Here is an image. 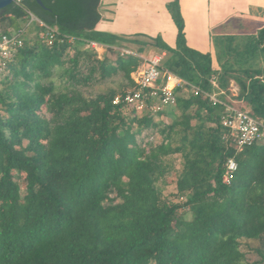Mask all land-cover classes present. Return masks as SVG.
Listing matches in <instances>:
<instances>
[{"label":"trees","instance_id":"16d2710c","mask_svg":"<svg viewBox=\"0 0 264 264\" xmlns=\"http://www.w3.org/2000/svg\"><path fill=\"white\" fill-rule=\"evenodd\" d=\"M41 1L44 7L15 0L0 9L3 32L27 29L28 12L57 31L50 41L38 26L33 39L24 31L0 72V264L264 263V142L238 150L220 123L222 103L233 99L264 121V66L254 65L264 54V26L214 36V68L210 52L187 45L179 0L165 4L174 46L157 34L135 53L114 50L121 39L96 29L101 0ZM88 40L115 57L100 58L84 47ZM145 46L164 52L162 68L222 91V103L177 88L176 106L157 119L114 104L134 88L131 73ZM117 74L124 77L117 87L82 91ZM144 137L151 140L142 146ZM174 154L180 170L168 160ZM229 158L237 169L225 184ZM166 174L173 191L164 194L157 181ZM251 240L259 260L241 249Z\"/></svg>","mask_w":264,"mask_h":264},{"label":"built area","instance_id":"2783aa9c","mask_svg":"<svg viewBox=\"0 0 264 264\" xmlns=\"http://www.w3.org/2000/svg\"><path fill=\"white\" fill-rule=\"evenodd\" d=\"M28 17L27 26L34 22L42 29L39 32L40 37L48 41L54 38L57 33L54 27L46 25L31 12H28ZM24 31L9 33L0 30V72L7 68L13 60L17 49L22 45ZM71 39V37H68V40ZM103 46L106 45L92 40H88L84 44L86 49L95 51L97 54ZM121 52L132 53L125 49ZM163 56L164 52L151 53L147 57L139 56L141 62L135 71L131 73L135 85L134 88L128 89L123 95L115 96L112 102L118 104L123 101L129 107H132L137 114L148 113L153 117H158L160 112L176 106L175 90L182 88L194 95H203L213 104L222 103L218 98V94L222 93V91L209 92L203 90L173 72L162 68L161 60ZM210 81L214 87H217L215 79L212 78ZM222 104L224 109L220 117V123L228 129L230 136L233 138V144L238 150L255 142H264V121L262 119L251 116L247 111L236 107L234 104ZM236 169L235 160L229 158L226 161L222 178L225 184L231 182Z\"/></svg>","mask_w":264,"mask_h":264},{"label":"rangeland","instance_id":"374dc122","mask_svg":"<svg viewBox=\"0 0 264 264\" xmlns=\"http://www.w3.org/2000/svg\"><path fill=\"white\" fill-rule=\"evenodd\" d=\"M166 0H101L99 5V11L101 16L103 14V22L100 31L105 33L115 34L119 37V40H123L121 45L118 47H113L114 50L123 51V49L128 50L130 52L136 51L141 43L147 42L150 43V38L154 37L156 34L161 35V37L166 42L174 41V25L169 17L165 6L163 5ZM37 25L33 22L27 26L26 29V37L33 39L36 35ZM139 42H137V41ZM141 42V43H140ZM188 42L193 47H203L197 43H194L193 37L190 35L188 38ZM212 57H213V66L214 68H218V63L216 61V53L214 45L212 44ZM144 51L142 53H137V56L147 57L151 53H155L153 47L145 46L143 47ZM100 58L107 55L111 59H113L116 55L115 52H110L108 47L103 46L99 53L97 54ZM255 67H263L264 66V54H259L254 61ZM124 82V77L122 74H117L106 81L97 82L89 87H83L82 91L86 96H94L96 93L104 91L109 87H117L118 84ZM230 94L236 95L238 91L237 84L234 83L233 80L230 82L229 86ZM233 104L236 107L241 106L243 103L238 102L233 99ZM179 111L175 110V115H178ZM164 121L168 122L170 119L169 116H163ZM159 118V117H158ZM157 119V117H156ZM196 120H193L192 123H196ZM145 133V131L143 132ZM155 135V142L159 141L158 136ZM144 137L141 145H148V141L151 138ZM154 141V140H153ZM174 169L180 170L181 168V158L178 154L172 155L168 159ZM19 183L23 186L24 175L20 174ZM164 179V180H163ZM170 180V175L166 174L164 177H161L157 184L161 187L164 194L170 193L173 191L172 184H165L164 181ZM21 186V187H22ZM22 190V188H21ZM241 249L246 255V259L248 261L259 260L260 256L253 251V248L257 245V242L254 240L244 242L242 241ZM258 264H264L263 262H259Z\"/></svg>","mask_w":264,"mask_h":264},{"label":"crops","instance_id":"0c3cea01","mask_svg":"<svg viewBox=\"0 0 264 264\" xmlns=\"http://www.w3.org/2000/svg\"><path fill=\"white\" fill-rule=\"evenodd\" d=\"M168 1L170 0H166L163 5ZM179 3L184 18L186 43L201 52L212 53L214 36L250 34L264 26V0H179ZM103 18L102 14L96 25L97 30H101ZM190 35L194 43L206 48L191 46L188 42ZM175 36L174 25V41L170 43L162 39L174 46Z\"/></svg>","mask_w":264,"mask_h":264},{"label":"water","instance_id":"95a60500","mask_svg":"<svg viewBox=\"0 0 264 264\" xmlns=\"http://www.w3.org/2000/svg\"><path fill=\"white\" fill-rule=\"evenodd\" d=\"M13 1H15V0H0V9L6 7L7 5H9V4H10L11 2H13ZM36 2H37L40 6L44 7V5H43V3H42L41 0H36Z\"/></svg>","mask_w":264,"mask_h":264}]
</instances>
